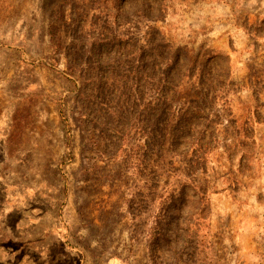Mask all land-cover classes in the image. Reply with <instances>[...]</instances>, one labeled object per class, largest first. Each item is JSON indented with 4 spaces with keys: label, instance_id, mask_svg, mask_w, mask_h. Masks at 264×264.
Returning a JSON list of instances; mask_svg holds the SVG:
<instances>
[{
    "label": "rangeland",
    "instance_id": "rangeland-1",
    "mask_svg": "<svg viewBox=\"0 0 264 264\" xmlns=\"http://www.w3.org/2000/svg\"><path fill=\"white\" fill-rule=\"evenodd\" d=\"M0 264H264V0H0Z\"/></svg>",
    "mask_w": 264,
    "mask_h": 264
},
{
    "label": "trees",
    "instance_id": "trees-1",
    "mask_svg": "<svg viewBox=\"0 0 264 264\" xmlns=\"http://www.w3.org/2000/svg\"><path fill=\"white\" fill-rule=\"evenodd\" d=\"M164 102H167L166 101V98H164L163 97V99H162ZM171 111H172V108L170 107V109H169V112H170V116H173L172 115V113H171ZM186 117H187V112L186 111H184V112H178V114L175 116V121H176V123L178 124L179 123V126L178 125H176V127H175V129H176V131H175V135H174V137L175 138H177V137H179L178 135H181V134H184V133H186V126H185V119H186Z\"/></svg>",
    "mask_w": 264,
    "mask_h": 264
}]
</instances>
